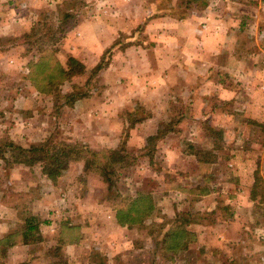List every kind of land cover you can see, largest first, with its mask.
Instances as JSON below:
<instances>
[{"label": "crops", "instance_id": "crops-1", "mask_svg": "<svg viewBox=\"0 0 264 264\" xmlns=\"http://www.w3.org/2000/svg\"><path fill=\"white\" fill-rule=\"evenodd\" d=\"M0 2H6L3 5L1 3V9L16 13L19 11L23 14V21H20L23 27L33 25V20L40 18L41 14L35 12L32 7L37 4H44L43 9L46 11L44 15H58L59 19H62L61 11L68 14L73 10L82 11L88 8L95 10L100 25L98 32L91 29L92 19L82 17L70 31L83 29L79 44L86 46L83 51L85 55L74 54L82 63H85L87 56L99 57L115 41L119 33L127 32L138 18L139 20L144 18L146 9L145 5L142 7L145 0H81L78 6L72 2L67 3V0H0ZM215 3L216 8L210 7V4ZM190 6L197 8L199 12H191L181 19L161 15L148 22L147 28L153 34L151 36L159 41L157 48H151L153 56L139 59L134 52L136 48L125 49L114 54L113 61L102 70L101 78L104 84H111L110 79L114 75L129 72L135 74L142 68L144 75L149 77L148 81L141 77H133L136 86L127 87L128 102L138 100L150 107L170 106L174 108L177 116L176 137L185 136V140L190 143V137L205 138V134L211 139V131L205 128V125H208L213 130L221 132L223 146L227 129L230 131L235 125L241 129L252 122L264 123V28L260 27L261 20L264 22V7L256 8L242 0H205L203 6L197 7L193 3ZM101 9L110 10L113 14L110 16L113 19L112 26L107 24L109 17L104 16ZM9 15L12 17L7 20L11 22L13 13ZM92 33L93 37H90ZM69 44L63 45V52L60 51L57 55L55 53L62 65L65 63ZM4 53H0V59L11 55L10 51ZM16 53V59L18 56L23 58V54ZM40 55L35 61L41 57ZM131 60L135 61V65H132ZM143 60L144 65H140ZM26 70L29 72L28 68ZM159 75L166 76L164 80H157ZM23 78L21 77L15 86V90L19 92H15L16 99L9 102L10 106L8 104L6 112L9 120L14 117L12 119L15 123L12 126L14 129L4 128L12 142H17L22 147L39 144L51 126L55 125L61 127L60 134L65 142L87 144L89 148L97 151L104 149L113 151L118 147L124 124L120 118L122 109L119 106L110 107L103 98L96 96L80 99L71 106L62 104L57 108L51 96L38 92L31 82ZM107 87L109 88V85ZM172 96L174 98L170 99ZM55 108V111L58 110L57 113L53 112ZM154 111L152 110L153 114L147 115L128 133L127 145L139 146L142 139L157 134L156 125L166 120L169 113L166 112L165 115L164 112L163 119L160 115L162 112ZM230 133H234L235 137L239 135L234 130ZM164 146L166 147H163L165 148L163 152L167 155L165 164L168 169L181 170L184 158L193 159L197 168L202 167L193 152H183L181 147L177 146ZM202 164L203 168H212L214 165L213 162ZM226 164L233 166L235 170H248L252 169L254 162H251L247 148L235 145ZM149 165L148 163V168ZM4 166L5 164H0V171L10 173H5V176L0 173V264H26L30 259L33 263L39 264L41 258L38 256L43 250L50 249L56 244L65 245L63 249L78 245L82 235L87 232L89 223L85 220L86 216L76 213L77 210L84 212L87 208L81 205L84 200L80 197L74 200L78 209L67 212L66 223L56 224L58 220L55 216L61 208L62 197L64 196L66 200V207L72 199L70 193L59 192L55 185L71 188V192L75 194L74 187H70V183L74 181L73 176H76L74 170L69 168L53 182L43 174L42 163L32 166L25 164H14L5 168ZM214 166L216 167V164ZM76 167L82 169V163H78ZM221 185L229 186L226 181ZM89 187L90 184L87 183V188ZM177 188L184 189L185 186ZM178 191H175L177 193L175 197H183L178 210L170 197H160L158 202L162 215L172 218L176 210L177 212L189 211L191 208L201 210L209 205V201L204 197L191 203L185 190L180 193ZM247 193L243 188L242 194L235 192V195L237 198L239 195L241 198L242 195L248 198ZM147 194L140 193L137 196L151 197V193ZM75 195L77 196V193ZM227 199L234 200V197ZM111 215L112 229L121 230L125 227L127 229V226H121L117 222L116 211L111 212ZM65 226L71 231L66 232ZM243 227L242 224H235L232 219L229 226L216 225L208 230L211 233H219L217 239L219 237L224 239L234 236ZM189 228H193L194 233L206 229L192 223L189 224ZM74 232H77L75 237L67 240L65 236H72ZM34 233H39L41 239L31 240ZM233 253V250L225 249V258L232 261Z\"/></svg>", "mask_w": 264, "mask_h": 264}, {"label": "rangeland", "instance_id": "rangeland-1", "mask_svg": "<svg viewBox=\"0 0 264 264\" xmlns=\"http://www.w3.org/2000/svg\"><path fill=\"white\" fill-rule=\"evenodd\" d=\"M242 1L256 8L258 6L264 7V0ZM68 2L78 6L81 0H67ZM1 3L3 5L6 2H0V53L5 52L4 54H7L9 51L11 53L8 58L0 59L1 165L5 164L6 167H11L16 164L14 163L15 159L20 158L10 147L11 144L28 149L31 146L43 145L48 142L52 146L69 144L75 153L82 152L84 149L97 151L89 148L87 144L63 141L60 134L61 127L55 125L47 131L41 143L29 147H22L17 142H12L5 133L4 128L14 129L12 127L15 124L12 120L14 117L12 116L9 120L6 112L8 111L9 102L16 99L14 97L15 92H19L15 90V86L21 77H24L23 80H25L29 74L26 70L28 61H35L42 51H51L54 58L64 69L70 70L72 67L69 81H64L63 75L56 74V69V73L52 74L57 83L56 87L51 88L53 94L51 98H53L55 107L59 108L63 104L64 100L60 95L71 94L77 96V101L97 96L103 98L108 106L117 105L122 109L120 118L124 124L121 128L120 143L113 150L118 158L113 155L111 159L117 161V163L109 168L103 166L112 184L110 185L104 179V176L91 170V163L93 162L91 157L87 156V159H80L82 156V153H80L79 156L78 154L73 156V159L76 160H71L63 170L59 171L60 176L62 173H66L69 168L74 170L76 176H73L74 181L70 183V187H74L77 196L76 193L71 192V188L65 185V187L55 185L59 192H68L72 197L69 204H67L68 207H66L64 196L62 197L61 208L58 213H55L58 220L56 224L60 225L67 222L65 220L68 219L67 212L78 209L74 200L80 197L84 200L81 204L82 207L86 206L87 208L83 207L85 208L84 212L77 210L76 213L87 217L85 218L86 221H89L87 232L82 235L76 246L63 249L65 245L56 244L50 249L41 251V255L38 256L41 258L39 264H264V123L252 122L241 129H238L237 125L233 126L230 131L234 130L239 133V137H235L234 133H230L227 129L224 134L225 143L223 146H221L223 141L220 139L221 132L205 125L206 130L211 131V139L207 137V134H205V138L195 137L193 139V137H190L191 144L185 140V136L176 137L177 116L174 108L160 105L150 107V105H144L143 102L138 100L128 102L127 87L135 85L133 77H141L148 81L149 77L144 75L142 68L135 74L129 72V74L114 75L111 78L112 80L110 79L111 84H104L101 78L102 70L107 68L109 63L113 61L114 54L118 52L136 48L134 52L139 59L154 55L151 48H157L159 41L151 36L153 34L147 28L150 20L161 15L184 18L191 12H199L197 8H192L190 4L193 3L200 7L205 4V0H178L176 2L173 0H145L142 6L145 5L144 9L146 8L144 18L140 20L138 18L127 32L119 33L115 41L99 57H95V55L87 56L84 60L85 63L74 57V54L78 56L79 53L85 55L83 51L86 46L79 44L83 29L70 31L73 30L72 28L80 20V17L92 19L93 28L91 29L94 32L99 31L100 25L95 10L89 8L88 10L82 9V11L73 10L68 14L64 13L66 11H61L62 19H59L58 15H44L46 12L43 9L44 4H37L32 7L35 12L41 14L40 18L33 20V25L28 24L23 27V25H20V21H23L24 18L23 14L19 11L16 13V11L11 12L10 10L1 9ZM207 6L209 7V5ZM216 6V3L210 4V7L216 8ZM100 11L104 16L109 17L107 24L112 26L113 19L110 16H113V14H111V11L103 9ZM9 13H13L11 22L7 20V18L12 17ZM69 14L70 16H67ZM63 16H67V18ZM1 23L3 24L1 25ZM5 23H9V25ZM260 27L264 28L262 20ZM90 37H93V33L90 34ZM155 40L157 42H154ZM65 43H70V47L66 50L67 57L62 65L55 53L57 55L58 52H63L62 47ZM15 52L18 55L23 54V58L18 56L16 59ZM71 58L77 61L78 65L69 64ZM21 59L23 60L21 61ZM131 61L132 65H135V61ZM140 65H144V60ZM99 66L100 71H94ZM161 76L159 75L157 80H164L166 75ZM56 89L59 91L54 92ZM171 94L173 95L174 91ZM173 98L172 96L170 99ZM75 102L76 100L73 104ZM55 110L56 108L53 112L57 113L58 110ZM152 110L157 113L162 112L160 115L163 119L165 117L163 113L165 112V115L166 112L169 113L166 120L156 125L157 134L151 136V138L153 137L151 140H149L150 137L142 139L139 146L127 145L128 133L136 124L142 122L147 115L153 114ZM212 133H216V136ZM16 140L18 141V139ZM164 145L181 147L183 152H193L195 158L200 160L202 167L199 169L194 165L193 159L184 158L181 170L172 171L168 169L165 164L167 155L163 152L165 151L163 147H166ZM235 145L249 150L250 160L254 162L252 169L235 170L233 166L226 164L232 156ZM211 149H214L213 152H210ZM29 155H26L25 158L27 159ZM80 160L88 161L89 164L87 163L86 169H84V162ZM104 161V159H101V164ZM202 162L207 164L213 162L216 167L213 165L212 168H203ZM78 163H82V169H77ZM148 163L150 164L149 168L147 167ZM1 172L3 176H5V173H10V171ZM223 181L228 182L229 186L221 185ZM87 183L90 184V189L87 188ZM164 184L167 187V192H165L166 187ZM182 186H185V188H177ZM243 188L246 193L248 190V198L243 195L242 198L240 195L237 198L235 192L242 194ZM177 190H179L178 193L185 190V194L189 195L191 203L204 197L209 201V205L206 209L193 210L191 208L189 211L180 210L177 212L183 199V197H175V194L177 195L175 191ZM140 193L145 195L151 193L152 198L148 196L149 200L146 203L147 205L150 204L152 211L148 212L146 207L147 212L145 214L147 215L134 224L123 219L125 221L121 226H127V229L126 227L125 229L121 228V230H117L120 228L112 229L111 212L115 213L118 209H126L129 203L137 198ZM161 196L170 197L177 209L175 216L172 218L161 214V206L158 202ZM231 196L234 197L236 203L232 199H227ZM181 219L187 220L184 225L186 230L190 223L199 224L202 229H206H203L205 231H200V233H194L195 230L189 228L188 231L194 233L193 242L187 245L185 250L168 251L169 247H173V245L167 242L169 237L165 240L164 236L176 229ZM232 219L235 224H242L246 227L231 236L232 238L223 239L219 237L217 239L216 237L220 234L211 233L208 230V228L216 225L229 226ZM64 230L66 232L71 231L66 229V226ZM76 234L77 232L72 236L65 237L67 240L71 237L73 239ZM39 235V233H34L31 240L41 239V235ZM225 249L233 250L232 261H229L230 258H225ZM26 264L35 263L30 259Z\"/></svg>", "mask_w": 264, "mask_h": 264}, {"label": "trees", "instance_id": "trees-1", "mask_svg": "<svg viewBox=\"0 0 264 264\" xmlns=\"http://www.w3.org/2000/svg\"><path fill=\"white\" fill-rule=\"evenodd\" d=\"M67 16L64 18H67ZM40 56L41 57L37 61H30L28 63L29 74L27 75L26 80L31 82L38 92L52 97L53 94L51 88L53 86H57L56 80L52 75L53 73H56L55 69L57 71L56 74L63 75L64 81H69L72 67L70 70L64 69L54 58L51 51H42ZM69 64L78 65L77 61L72 58L69 59ZM78 67L82 68L81 66ZM98 70L100 71V66L97 67L94 71ZM58 91L57 89L54 90V92ZM60 96L64 100L63 104L67 106H71L75 100L77 101V96L71 94ZM212 134L216 136V133ZM152 138L150 137L149 140H151ZM10 147H12L14 152L17 153L18 157L20 156V158L15 159L14 163L25 164L29 166L35 165L37 163H42L43 174H45L49 179L53 181H55L56 178L59 176V171L63 170L67 166V163H69L71 160H76L73 159V156H75L76 154H78L79 156L80 153H82L80 159H87V156L91 157V159L93 160V162L91 163V170L95 173H99L100 175L104 176V179L110 185L112 184L108 179L109 176L107 174V171L104 170L103 166L109 168L110 166H114L117 163V161L111 160L113 155L117 157L116 152L114 151L103 150L100 152L84 149V151L82 152L75 153L73 152V148H71V145L69 144L52 146L51 144H48V142L43 145L41 144L37 146H31L28 149L17 147L13 144H11ZM26 155H29L27 159L25 158ZM101 159L105 160L103 164H101ZM80 161L84 162V169H86L88 161ZM148 200V196L139 195L137 198L133 199L132 202L129 203L126 209H118L116 211L117 222L120 225H123V222L125 220H127V222L131 224H134L135 222L137 223L138 220H142V218L147 215L145 214L147 212V208L148 212L152 211V207L150 206V204L147 205L146 203ZM186 222V219H181L176 229L170 231V234H165V240L169 237L167 242L173 245V247H169L168 251L172 252L173 250L174 252H177V250H185L187 248V245L193 242L194 233H191L190 231L186 230V228H184Z\"/></svg>", "mask_w": 264, "mask_h": 264}]
</instances>
